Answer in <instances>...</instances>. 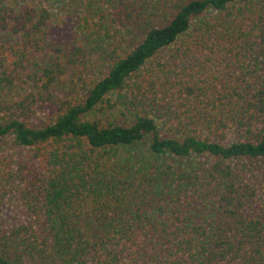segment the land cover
Listing matches in <instances>:
<instances>
[{
  "label": "trees",
  "instance_id": "1",
  "mask_svg": "<svg viewBox=\"0 0 264 264\" xmlns=\"http://www.w3.org/2000/svg\"><path fill=\"white\" fill-rule=\"evenodd\" d=\"M0 264H264V0H0Z\"/></svg>",
  "mask_w": 264,
  "mask_h": 264
},
{
  "label": "rangeland",
  "instance_id": "2",
  "mask_svg": "<svg viewBox=\"0 0 264 264\" xmlns=\"http://www.w3.org/2000/svg\"><path fill=\"white\" fill-rule=\"evenodd\" d=\"M72 27V19L71 17L62 16L55 24L53 25L52 32L53 37L56 39H66L71 36L73 32ZM25 215L21 208L8 204L5 208V212L3 218L9 222H19L24 219Z\"/></svg>",
  "mask_w": 264,
  "mask_h": 264
}]
</instances>
